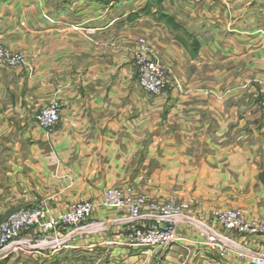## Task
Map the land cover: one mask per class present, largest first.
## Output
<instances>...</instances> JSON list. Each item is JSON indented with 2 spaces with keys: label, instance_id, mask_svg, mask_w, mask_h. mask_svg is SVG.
I'll list each match as a JSON object with an SVG mask.
<instances>
[{
  "label": "crops",
  "instance_id": "0c3cea01",
  "mask_svg": "<svg viewBox=\"0 0 264 264\" xmlns=\"http://www.w3.org/2000/svg\"><path fill=\"white\" fill-rule=\"evenodd\" d=\"M159 1L155 13L135 0H0V40L19 23L49 38L19 44L31 67L0 69V221L43 203L59 215L89 200L97 203L93 221L114 235L126 219L102 206L112 187L182 200L185 214L209 226L228 207L264 221V0ZM144 9L213 33L192 50L149 15L135 20L158 30L146 33L167 69L160 96L139 86L138 42H116ZM76 33L94 41L76 42ZM54 98L62 121L48 137L35 116ZM179 229L202 238L196 223ZM190 243L144 259L133 252L128 263L229 264Z\"/></svg>",
  "mask_w": 264,
  "mask_h": 264
},
{
  "label": "built area",
  "instance_id": "2783aa9c",
  "mask_svg": "<svg viewBox=\"0 0 264 264\" xmlns=\"http://www.w3.org/2000/svg\"><path fill=\"white\" fill-rule=\"evenodd\" d=\"M26 63L24 54L0 45V69H16ZM134 64L139 86L144 92L160 96L167 90L169 82L166 66L151 51L145 40L138 42ZM259 110L264 116V93ZM35 121L51 137L62 121L60 100L55 98L43 106L35 116ZM102 205L125 215L124 225L128 226L126 230L116 232L112 241L106 242L119 246L118 249L121 250L113 264H139L128 263L131 251H141V259H144L143 256L148 253L165 255L175 246L186 247L190 242L197 245L205 255L225 263L264 264V221L249 219L240 208L230 207L215 211V225L209 226L185 215V203L175 198L164 202L150 200L146 195L136 194L131 187L107 190L102 198ZM96 207L94 202L82 201L58 217L52 216L47 206L18 211L0 223V254L7 256L29 250L33 256L50 258L61 249L71 247L66 246L67 242L80 232L82 226L93 220ZM182 222L196 223L201 229L202 238L190 240L183 236L179 229ZM59 230L64 233L59 235ZM31 233L34 237L46 234L50 245L46 248H42L45 247L42 245L25 248V243L31 240L22 238ZM244 238L249 239L248 245L243 244Z\"/></svg>",
  "mask_w": 264,
  "mask_h": 264
},
{
  "label": "rangeland",
  "instance_id": "374dc122",
  "mask_svg": "<svg viewBox=\"0 0 264 264\" xmlns=\"http://www.w3.org/2000/svg\"><path fill=\"white\" fill-rule=\"evenodd\" d=\"M107 1H109V0H107ZM135 1H136V3H141V5H145L147 3L146 6H149L147 8V10H149L150 7L151 8L154 7L153 11L154 10L156 11V9L158 10V8L160 6L159 0H135ZM112 3L113 4L114 3L115 4H122V3H124V0H113ZM153 11H151V12H153ZM151 12L146 13V11L144 9L143 11H140L134 15H131V18H132L131 20H134L133 21L134 23L128 25L129 31H123L121 33L122 35H120L121 37L120 36L116 37V42H140L141 40H145L146 42H148L149 41L148 34H151V33L158 34V30H155L152 28L150 30L144 29L145 27H142L143 21H135V20H138V18H140L141 15H145V14H146V16L149 15L148 17H150L149 18L150 22L153 21V22L157 23V25L161 23L162 26L166 27L170 31V33H171L170 36H172L171 37L172 39H169L170 41L172 40V42H191L192 45H190V46H191L192 50L194 48L197 49V45L199 46V44H200L198 42H209V40L212 39V34H213L212 32L209 33L206 30H201L203 28H201V26H195L194 22L192 23L193 26L190 28V26H191L190 21L189 20L184 21V23L186 24V27L188 28V30H187L184 28V26H182L181 23L177 22L174 17L168 16V15H162L161 13L153 15V17H152V15L150 16ZM19 25L20 26H18V25L13 26V30L8 31L6 33L7 35L0 40V42H2V43H0V45H3L5 47H7L9 50H12L14 52L22 53L26 56V53L29 54L28 49L25 48V50L21 51L20 48L23 49L24 47L20 46L19 44H23V45H26L27 47H29L32 42H49V38L47 37L46 34L35 33L32 30H30L29 28H27L26 27L27 25H25L24 23L23 24L19 23ZM75 29H78V27H75ZM197 32L200 36V39L197 36H196L197 37L196 38L195 35H193V33H197ZM76 34L78 36H80V37H78L79 40L76 39V42L77 41L78 42H81V41L93 42L94 41V37L91 35L80 34V33L79 34L76 33ZM219 34H220L219 36L221 38L222 33L220 32ZM162 35H163V32H162ZM104 42H111V40L108 39ZM137 45H135V50L137 48ZM16 46H18V47L16 48ZM192 46H194V47H192ZM134 53H135V51H134ZM194 54L198 55V52L195 53V51H194ZM26 59H27V63L24 66H27L29 68V67H31V65L28 62L27 56H26ZM18 68H20V67H18ZM18 68H16V69H18ZM9 70H15V69H9ZM263 93H264V91L262 92V94L260 96V101H261ZM112 188H119V187H112ZM112 188H108L107 190L112 189ZM125 188H130V187H125ZM104 193L102 195V198L104 196ZM135 193L138 195H141V194L146 195L144 193H139L136 191H135ZM146 196L150 200H155V199L149 197L148 195H146ZM102 198H101V202H102ZM169 199H171V198H169ZM176 200H178L181 203L183 202L186 204V202H184L182 200H179V199H176ZM82 201L94 202V201H89V200H80L78 202L71 204L65 212H67L74 204H77V203L82 202ZM157 201H160V200H157ZM162 202H164V201H162ZM94 203L97 204L96 202H94ZM45 204L46 203H43L40 206L34 207V208H42V207L46 206ZM34 208H30V209H34ZM104 208L113 212V213L120 214L114 210L108 209L106 207H104ZM228 208H230V207H228ZM96 209H97V207H96ZM224 209H226V208H224ZM221 210H223V209H221ZM65 212H63L61 214H64ZM14 213H16V212L11 213L9 215V217ZM51 214L54 217H58L61 215V214L54 215L52 212H51ZM185 215H187V214H185ZM9 217H7L4 220H1L0 223L5 222ZM191 217L194 219L193 216H191ZM127 228H128L127 225H122L121 228L116 232H121V230H123V229L126 230ZM108 230L109 229L105 223L95 222V221L91 220V221L87 222V224L82 226L80 229V232L79 233L77 232L75 234V236L69 242H67L66 246H71L70 248L61 249L60 251L55 253L50 258H44V257H41L39 255L33 256L32 254L29 253V250H24V253L19 251L17 254H10L7 256L0 254V264H113L115 261L114 254H116V250L118 251L119 246L112 245V244L109 245L106 243V242L112 241L114 239L113 237H115L113 234L111 235V231H108ZM58 233H59V235H61L64 233V231L59 230ZM31 235L23 236L24 238H22V239H27L28 241L31 240V241H29L30 243L29 242L25 243V248H33L35 245H42V246H45L42 248H46V246L50 245V240H49L48 236H46V234H39L36 237H34L32 233H31ZM182 235L185 236L184 234H182ZM73 248H77V249H73ZM1 249H2V247L0 246V251H1ZM25 251L27 253H25ZM170 252L173 253L174 251H170ZM134 253L136 254L137 251H135ZM132 254H133V252L131 251L129 254V257H131ZM152 260H151L152 261L151 264H158L157 257H153ZM119 261H120V258H119Z\"/></svg>",
  "mask_w": 264,
  "mask_h": 264
}]
</instances>
